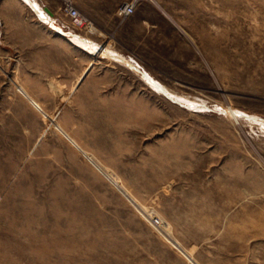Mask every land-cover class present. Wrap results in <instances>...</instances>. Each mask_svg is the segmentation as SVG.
<instances>
[{
  "label": "rangeland",
  "instance_id": "rangeland-1",
  "mask_svg": "<svg viewBox=\"0 0 264 264\" xmlns=\"http://www.w3.org/2000/svg\"><path fill=\"white\" fill-rule=\"evenodd\" d=\"M131 1L56 67L0 0V264H264V0Z\"/></svg>",
  "mask_w": 264,
  "mask_h": 264
},
{
  "label": "crops",
  "instance_id": "crops-1",
  "mask_svg": "<svg viewBox=\"0 0 264 264\" xmlns=\"http://www.w3.org/2000/svg\"><path fill=\"white\" fill-rule=\"evenodd\" d=\"M121 1L122 0H110L109 3L107 0H74V5L81 13L85 12L87 14L85 16L91 22L92 26L96 29L95 33L90 35H95L97 37H109L112 35V32L109 29L120 28L130 16L129 15L123 18L117 14L115 8L116 3H119ZM33 2L37 3V9L42 8V10L50 16V19H42L41 17H39L36 11H34L36 16L31 22L28 23V36H33L35 38L34 44H36L37 49H40L38 46H42V50L46 56L45 59L54 62L50 66L62 67L61 61H65L66 59L68 42L67 33L66 31H64L66 28V23H64L62 21V17L57 14V0H39V2L37 0H33ZM76 34V36H79L81 39L83 38L82 40L87 41L93 47L92 50L95 49L99 51L102 48L104 50L108 48V40L99 41V39H95L96 37L84 38L82 37L83 35H80L79 33ZM74 49L80 53L88 52L90 56H93L95 58V54H92L88 50V48L84 49L83 47H80L76 44ZM101 51L103 52V50ZM98 57H100V54L96 56V58ZM91 62H89L87 66H89ZM82 65V63L78 65L75 64L74 72L70 74L72 77H76V82L82 75L84 69L87 67L86 66L83 69ZM92 66L93 63L91 65V68ZM56 75L59 74L57 73L55 74V76Z\"/></svg>",
  "mask_w": 264,
  "mask_h": 264
},
{
  "label": "built area",
  "instance_id": "built-area-1",
  "mask_svg": "<svg viewBox=\"0 0 264 264\" xmlns=\"http://www.w3.org/2000/svg\"><path fill=\"white\" fill-rule=\"evenodd\" d=\"M134 5V1L122 3L117 9V14L123 18L131 15ZM61 10L71 20L73 29L77 31L85 30L89 34L95 33V28L88 18L76 8L73 0H61Z\"/></svg>",
  "mask_w": 264,
  "mask_h": 264
},
{
  "label": "bare ground",
  "instance_id": "bare-ground-1",
  "mask_svg": "<svg viewBox=\"0 0 264 264\" xmlns=\"http://www.w3.org/2000/svg\"><path fill=\"white\" fill-rule=\"evenodd\" d=\"M35 3V2H34ZM35 5V6H34ZM33 6L34 7H38V4L37 3H35ZM32 6V7H33ZM34 9V8H33ZM37 12H38V10H37ZM43 15L45 14L44 12H41ZM46 16V15H45ZM41 17V16H40ZM43 17V16H42ZM41 17V18H42ZM47 17V16H46ZM42 19H44V18H42ZM47 19V18H46ZM46 21V20H45ZM67 34H68V36L70 37V39L74 42V43H76L77 45H81L82 47H84V48H89V49H91L92 50V47L85 41V40H82L79 36H76V35H74V34H72V33H69V32H66ZM94 50V49H93ZM92 50V51H93ZM96 51H98V50H96ZM101 51V50H100ZM102 52V51H101ZM103 53V52H102ZM174 97V96H173ZM178 98H176V97H174L175 99H177V101L179 102V103H181V104H186V103H188L189 102V100H187L186 98H184V97H180V96H177ZM180 99V100H179ZM184 102V103H183ZM190 103V102H189ZM227 111H229L230 112V114H232L233 116H235V112H234V110L232 109V108H230L229 110H227ZM234 119H236V116L235 117H233ZM137 207H138V209L140 210V211H143L142 213L143 214H145V213H147V211L146 210H144L143 209V207L142 206H140V205H137ZM148 214H149V212H148ZM150 214H152L153 215V213H150ZM145 216V215H144ZM149 215H147L146 216V218L148 217ZM157 216V215H156ZM150 218V217H149ZM149 220H151V219H149ZM153 220V219H152ZM152 220H151V222H152ZM158 221V220H157ZM155 223H157V222H155ZM154 223V224H155ZM161 225H162V223H161ZM13 227V226H12ZM16 236V235H15ZM10 239V238H9ZM15 239V238H14ZM0 242H2V240L0 241ZM2 244V243H1ZM24 244V243H23ZM19 245V244H18ZM2 245H0V247H1ZM17 246V245H16ZM3 247V246H2ZM14 247H15V245H14ZM20 247V246H19ZM19 247H17V248H19ZM5 248H6V246H5ZM13 248V247H12ZM26 248V247H25ZM24 248V249H25ZM1 249V248H0ZM16 249V248H15ZM36 249V248H35ZM10 250V249H9ZM13 250V249H12ZM1 251V250H0ZM18 251H20V250H18ZM38 251V250H37ZM5 252V251H4ZM21 252V251H20ZM13 253V252H12ZM26 253V252H25ZM3 255V254H2ZM11 255V254H10ZM20 255H21V253H20ZM5 256V255H4ZM12 256V255H11ZM1 257H3V256H1ZM13 259V257L11 258V260ZM14 259H15V257H14ZM13 259V260H14ZM25 259V258H24ZM27 259H28V257H27ZM26 259V260H27ZM4 260V259H3ZM30 260H32V258H30ZM17 261V260H16ZM28 261V260H27ZM14 262V261H13ZM0 263H2V261L0 260ZM3 263H5V262H3ZM30 263H32V262H30ZM13 264V263H12ZM15 264H16V262H15ZM17 264H19V263H17ZM36 264V263H35Z\"/></svg>",
  "mask_w": 264,
  "mask_h": 264
},
{
  "label": "water",
  "instance_id": "water-1",
  "mask_svg": "<svg viewBox=\"0 0 264 264\" xmlns=\"http://www.w3.org/2000/svg\"><path fill=\"white\" fill-rule=\"evenodd\" d=\"M101 50H103V49H101ZM129 66H131V67H134L132 64H130V63H127ZM171 97V99H173L175 102H178L174 97H172V96H170ZM252 119H254V120H260V118H258V117H255V116H250Z\"/></svg>",
  "mask_w": 264,
  "mask_h": 264
}]
</instances>
